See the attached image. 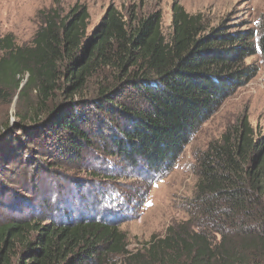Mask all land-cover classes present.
<instances>
[{
    "label": "trees",
    "instance_id": "trees-1",
    "mask_svg": "<svg viewBox=\"0 0 264 264\" xmlns=\"http://www.w3.org/2000/svg\"><path fill=\"white\" fill-rule=\"evenodd\" d=\"M89 21L83 7L65 17L50 11L30 44L0 39V105L17 98L19 119L3 124L0 142L12 135L20 164L38 169L20 190L32 198L22 207L9 188L16 173L7 174L17 147L0 143V207L11 215L0 218V264H264V138L247 118L197 160L191 219L139 250L112 221L131 217L118 208L123 194L103 184L95 195L80 183L86 199L44 180L87 168L99 185L118 168L164 178L196 131L258 74L246 61L264 58V21L213 28L178 3L170 35L160 12L125 18L110 9L90 33Z\"/></svg>",
    "mask_w": 264,
    "mask_h": 264
},
{
    "label": "rangeland",
    "instance_id": "rangeland-1",
    "mask_svg": "<svg viewBox=\"0 0 264 264\" xmlns=\"http://www.w3.org/2000/svg\"><path fill=\"white\" fill-rule=\"evenodd\" d=\"M175 3L180 4L190 15L203 14L213 28L224 21L230 22L231 26L247 24L243 29L256 28L259 22L264 21V0H0V39L13 35L18 45L30 44L44 19V14L57 11L65 17L81 7L86 8L90 15L89 33L99 25L110 9H116L125 18H129L133 12L139 18L160 12L162 31L165 35H170ZM2 55L0 50V57ZM246 64L256 65L259 68L258 74L231 93L216 113L196 131L175 168L161 180L150 182L144 173L134 172L130 168H118L111 172L115 175L113 180H104L100 185L88 182L99 181H93L90 173L92 171H88V168L79 171L66 168L67 171L61 173L65 178L59 176L58 172L55 173L58 176L48 175L44 180L47 181L53 176L63 191L78 190L86 199L88 197L80 183L91 189L92 194L95 192V195L104 191V188L123 194L124 204L118 208H129L127 214L131 217L126 220L114 217L112 221L127 235L128 248L131 251L142 249L153 237H164L169 227L191 219L190 205L196 197L198 180L195 172L196 162L212 143L219 142L230 127L240 125L244 118L248 119L254 131V138H264V58L259 54L249 58ZM17 102L15 98L10 104L0 105V128L6 122L11 123V127L18 123ZM6 140L8 141L4 144L13 140L14 146L17 147L12 135L0 143ZM19 155L23 157L19 146L10 152L12 164L15 163L8 167L7 174L10 176L11 173H16V186L10 185L9 188L17 190V202L26 207L25 199L32 198L20 190L30 186V176L37 167L35 164L21 165ZM114 164L121 165L118 160H115ZM100 172L102 174V170ZM66 174L75 176L80 181L73 184ZM103 184L105 186L101 188ZM27 209V214L32 212L30 208ZM9 215V211L0 207V218Z\"/></svg>",
    "mask_w": 264,
    "mask_h": 264
}]
</instances>
